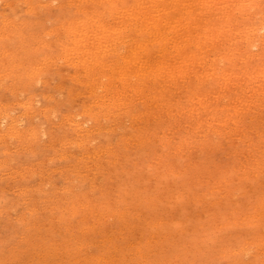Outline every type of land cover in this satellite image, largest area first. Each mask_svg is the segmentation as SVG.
Instances as JSON below:
<instances>
[{
	"label": "rangeland",
	"instance_id": "obj_1",
	"mask_svg": "<svg viewBox=\"0 0 264 264\" xmlns=\"http://www.w3.org/2000/svg\"><path fill=\"white\" fill-rule=\"evenodd\" d=\"M90 1L0 0V264H264V27L139 79L125 67L183 52L152 38L133 57L117 3L94 55Z\"/></svg>",
	"mask_w": 264,
	"mask_h": 264
},
{
	"label": "bare ground",
	"instance_id": "obj_2",
	"mask_svg": "<svg viewBox=\"0 0 264 264\" xmlns=\"http://www.w3.org/2000/svg\"><path fill=\"white\" fill-rule=\"evenodd\" d=\"M93 5L94 12H96V17L94 14H92L91 11H87V8H81L82 13L86 18H94V22L92 20L91 25L93 26V29L91 30L90 28H87L88 30L90 29V33L94 35V33L97 35L96 37L94 36L95 42H93L90 45L91 52L95 54H99L100 52L103 54L105 51L104 46L106 45L105 40L101 38H106L107 35L109 34L110 31V21L109 19H104L103 15L101 16L99 14L100 11H103L102 9H108L107 6L114 8L117 3H121L123 7L128 9L129 15L131 18V24H133V31L135 32V39L137 40V45L135 48L132 49V55L133 57H137V54L139 50H144L145 47H148V43L153 42L155 38L156 40L158 39L157 43L159 44V50L162 52L167 51V42L170 40L173 41V47L176 49L178 53L183 52V60L178 62L177 64H174L171 66V63L167 60H165V55L163 56V59H159V63L155 64L154 66L147 64V62H141L140 64H137L138 67L133 70L131 66L125 67L127 69L123 70V76H127L128 72L133 71L134 75L139 77V79L146 78L149 76L150 71L156 72L158 71H167L171 74L173 73H182L183 70V63L186 60H189L191 56H195L200 52V53H205V48H208L207 41L210 42V44L215 46V51L218 52L220 50V46H224L225 48L222 50L228 51V48L226 47V42L230 41V39H234L232 44L235 43L236 45L234 47H231L230 50L232 49H237L238 47L240 48L239 43L243 44L241 47L245 50L248 49L251 45H257L255 38L257 36L258 28L261 26L264 27V13L261 11L254 9L252 5L247 0H91ZM252 2V1H251ZM254 2V1H253ZM201 6L198 12H196L194 8V4ZM13 4V3H11ZM20 4V3H19ZM87 1L83 3L82 6H86ZM19 7V6H18ZM87 7V6H86ZM89 9H91V5L88 6ZM122 9V8H120ZM195 9V10H193ZM163 10L165 12V20L163 19L162 22H165L163 25L168 24V28L162 29L160 25V20L158 18H155L157 13ZM121 11V10H120ZM113 12V9L110 11ZM106 13V11H105ZM107 14V13H106ZM249 14H253L254 17H250ZM91 15V16H90ZM116 15V14H115ZM128 15V14H127ZM157 17V16H156ZM119 19V18H118ZM160 19V18H159ZM80 20V19H79ZM82 20V18H81ZM88 20V19H87ZM113 20V19H111ZM117 20V19H116ZM115 20V21H116ZM120 20V19H119ZM140 20V21H139ZM84 20L81 21V24L83 23ZM118 21V20H117ZM237 21H240L237 25ZM87 22L85 21L84 24ZM122 23V22H121ZM130 22L126 23V26L129 25ZM89 23V26H91ZM87 26V25H86ZM124 26V25H123ZM120 27L124 29V27ZM85 27V26H84ZM182 29L185 33V36H183V32L180 28ZM61 28V27H60ZM59 28V29H60ZM85 28V29H86ZM115 28V27H114ZM261 29V28H260ZM65 32H74L71 29L65 28ZM87 30V31H88ZM96 30V31H95ZM112 30V29H111ZM114 30V29H113ZM117 31V29L115 28ZM76 31V30H75ZM84 31V32H87ZM95 31V32H93ZM83 32V31H82ZM89 32V31H88ZM112 31H110V34ZM119 32V30H118ZM2 33V32H1ZM73 34V33H72ZM84 34V33H82ZM86 34V33H85ZM89 34V33H88ZM127 34V33H126ZM115 35V34H114ZM117 35V34H116ZM119 35V34H118ZM75 36V33L73 34ZM85 36V35H84ZM90 35H88L89 37ZM104 36V37H103ZM110 38L111 35H109ZM201 36L205 37L204 43L201 44L199 42V39ZM46 37V36H45ZM93 36H91L92 38ZM147 37V38H146ZM85 38H87L85 36ZM178 41H177V39ZM83 39L82 37H77L73 39V43L77 44L78 41ZM93 39V38H92ZM103 40L105 43L104 46H100L99 43L100 41ZM116 39V38H115ZM124 39V37H123ZM190 40L193 44H195L197 50L191 54H187L184 52L185 46L184 44L180 43L179 41L181 40ZM91 40V39H90ZM89 40V41H90ZM116 39L115 41H117ZM140 40V41H139ZM150 40V41H149ZM182 40V41H183ZM203 40V39H202ZM263 41V39H261ZM107 41V40H106ZM112 41V40H111ZM114 41V42H115ZM125 41V40H124ZM181 41V42H182ZM86 42V41H85ZM108 42V41H107ZM128 42V41H127ZM180 44H179V43ZM89 43V42H88ZM103 43V42H102ZM121 43V42H119ZM82 44V43H81ZM109 44V43H107ZM231 44V45H232ZM84 46V45H83ZM112 46V45H111ZM110 46V47H111ZM118 46V44H116ZM124 46V45H122ZM103 49H97V48ZM106 47V46H105ZM109 47V46H107ZM106 47V50H107ZM120 47V46H119ZM112 48V47H111ZM116 48V47H115ZM121 48V47H120ZM123 49V48H122ZM88 50V49H87ZM124 50V49H123ZM142 50V51H143ZM229 50V51H230ZM242 50V49H241ZM244 50V51H245ZM99 51V52H98ZM120 51V49H119ZM153 51V50H151ZM75 52V50H74ZM98 52V53H97ZM107 52V51H106ZM91 53V54H92ZM155 53V52H154ZM170 53V52H169ZM220 53V52H219ZM217 53V54H219ZM231 53V52H230ZM100 54V55H102ZM74 55V54H73ZM99 55V56H100ZM225 55V54H224ZM89 56V55H88ZM64 57V56H62ZM73 57V56H72ZM94 57V56H93ZM228 57V56H227ZM232 57V56H231ZM98 58V57H97ZM127 57H125L126 59ZM229 58V57H228ZM69 59V58H68ZM89 59V58H88ZM230 59V58H229ZM60 60V59H59ZM76 60V59H75ZM117 60V59H115ZM191 60H194L192 58ZM203 60V59H202ZM221 60V59H220ZM231 60V59H230ZM78 61V60H77ZM80 61V60H79ZM93 61V60H92ZM102 61L103 58H102ZM233 62V60H231ZM83 63L82 61H80ZM86 62V60H85ZM99 58L93 63L99 65ZM173 62V61H172ZM74 63V62H73ZM186 63V62H185ZM80 64V63H79ZM110 64V63H109ZM135 64V63H134ZM51 65V64H50ZM115 65V64H114ZM121 66L123 65L122 63L120 64ZM126 65V64H125ZM188 65V64H187ZM237 65V64H236ZM103 66V65H100ZM117 66V65H115ZM127 66V65H126ZM185 66V65H184ZM190 66V65H189ZM87 71H90L94 68L90 63L89 65H85ZM108 67V66H105ZM236 67V66H235ZM109 68V67H108ZM234 68V67H233ZM117 69V68H115ZM120 69V68H118ZM190 69V68H189ZM83 70V69H82ZM96 70V69H95ZM207 70V69H206ZM249 71V69L247 68ZM256 70V69H255ZM190 71V70H189ZM234 71V70H233ZM246 71V70H245ZM253 71V70H252ZM236 72V71H235ZM78 73V72H77ZM84 73V72H83ZM245 73V72H244ZM246 73H250L247 72ZM245 73V74H246ZM66 74V73H65ZM119 74V73H118ZM185 74V73H184ZM244 74V75H245ZM255 74V73H254ZM130 75V73H129ZM170 75V74H168ZM252 75V73H251ZM101 77V76H100ZM242 77V76H241ZM78 78V77H77ZM99 78V77H98ZM261 78V77H260ZM111 79V78H109ZM157 79V78H155ZM231 79V78H230ZM251 79V78H250ZM233 80V79H232ZM67 81V80H66ZM172 81V80H171ZM225 81V80H224ZM255 81V80H254ZM230 82V80H229ZM236 82V81H235ZM51 83V82H50ZM227 83V82H226ZM66 84V83H65ZM239 84V83H238ZM55 85V84H54ZM108 86V85H107ZM97 88V87H96ZM95 88V89H96ZM232 88V87H231ZM252 88V87H251ZM250 88V89H251ZM252 90V89H251ZM86 91V90H85ZM173 91V90H172ZM264 91V90H263ZM258 92V91H257ZM256 92V93H257ZM23 94V93H22ZM51 94V93H50ZM218 94V93H217ZM263 94V93H262ZM223 95V94H220ZM253 95V94H252ZM198 96V95H197ZM259 96V95H258ZM257 96V97H258ZM224 97V96H221ZM235 97V96H234ZM252 97V96H251ZM250 97V98H251ZM100 98V97H99ZM228 99V98H227ZM226 99V100H227ZM253 99V98H252ZM208 100V99H207ZM222 100V99H221ZM261 99L259 98V101ZM125 101V100H124ZM202 101V100H201ZM224 101V100H223ZM256 101V100H255ZM19 102V101H18ZM107 102V101H106ZM15 103V102H14ZM91 103V102H90ZM255 103V102H254ZM261 103V102H260ZM2 104V103H1ZM91 106V105H90ZM202 106V105H201ZM229 106V105H228ZM1 107V106H0ZM188 107V106H187ZM227 108V107H226ZM242 110V109H241ZM193 111V110H192ZM238 111V109H237ZM29 112V111H28ZM25 113V112H24ZM75 113V112H74ZM192 115V114H191ZM234 115V114H233ZM80 116V115H79ZM194 116V115H193ZM208 116V115H207ZM229 116V115H228ZM152 117V116H151ZM240 117V116H239ZM190 118V117H189ZM21 119V118H20ZM138 119V118H137ZM13 120V119H12ZM75 121V120H74ZM197 121V120H196ZM232 121V120H231ZM199 122V121H197ZM81 123V122H79ZM204 123V122H203ZM223 123V122H222ZM221 123V124H222ZM232 123V122H231ZM12 124V123H11ZM14 124V123H13ZM19 124V123H18ZM87 125V124H86ZM2 126V125H1ZM80 126V125H79ZM82 127V126H81ZM53 129V128H52ZM91 131V130H90ZM86 132V131H85ZM84 132V133H85ZM6 133V132H5ZM83 133V134H84ZM168 133V132H167ZM45 136V135H44ZM43 137V136H42ZM113 138V137H112ZM9 141V140H8ZM93 141V140H92ZM80 144V143H79ZM61 145V144H60ZM65 145V144H64ZM88 146V145H87ZM17 148V147H16ZM259 149V148H258ZM11 151V150H10ZM96 152V151H95ZM101 152V151H100ZM99 152V154H100ZM83 155V154H82ZM89 155V154H88ZM94 155V154H93ZM133 159V158H132ZM38 160V159H37ZM112 162V161H111ZM7 172V171H6ZM46 172V171H45ZM8 175V174H7ZM69 177V176H68ZM39 180V179H38ZM56 180V179H55ZM47 185V183H46ZM44 186V185H43ZM20 187V186H19ZM8 188V187H7ZM31 188V187H30ZM17 189V188H16ZM36 194V193H35ZM33 195V194H32ZM5 196V195H4ZM3 196V197H4ZM28 197V196H27ZM245 203V202H244ZM137 206V205H136ZM144 212V211H143ZM125 213V212H124ZM260 213V212H259ZM250 214V213H249ZM241 216V215H240ZM162 221V220H161ZM164 221V220H163ZM162 235V234H161ZM152 240V239H151ZM163 240V239H162ZM160 241V240H159ZM159 244V243H158ZM245 246V245H244ZM170 248V247H169ZM158 251V250H157ZM140 260V259H139ZM145 261V260H144ZM146 262V261H145ZM139 263V262H138ZM141 263V262H140Z\"/></svg>",
	"mask_w": 264,
	"mask_h": 264
}]
</instances>
